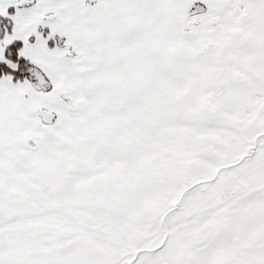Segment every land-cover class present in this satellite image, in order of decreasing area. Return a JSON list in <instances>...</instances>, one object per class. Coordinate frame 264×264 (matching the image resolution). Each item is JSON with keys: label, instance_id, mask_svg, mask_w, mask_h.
Wrapping results in <instances>:
<instances>
[{"label": "snow or ice", "instance_id": "1", "mask_svg": "<svg viewBox=\"0 0 264 264\" xmlns=\"http://www.w3.org/2000/svg\"><path fill=\"white\" fill-rule=\"evenodd\" d=\"M0 264H264V0H0Z\"/></svg>", "mask_w": 264, "mask_h": 264}]
</instances>
